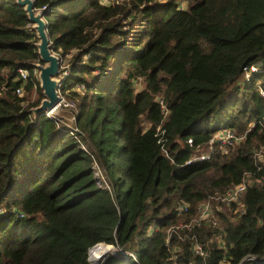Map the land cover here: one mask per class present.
<instances>
[{
  "label": "trees",
  "instance_id": "obj_1",
  "mask_svg": "<svg viewBox=\"0 0 264 264\" xmlns=\"http://www.w3.org/2000/svg\"><path fill=\"white\" fill-rule=\"evenodd\" d=\"M36 4L46 9L53 50L70 66L61 92L76 102L80 132L28 112L42 97L38 80L32 76L23 95L16 90L19 68L39 60L37 39L16 0H0V264H96L90 251L101 243L134 253L123 255L133 264L263 258L264 163L255 153L264 127L247 130L263 118L264 99L242 73L264 62V0ZM224 128L246 136L228 152L218 147L210 159L186 163ZM95 159L114 193L97 184ZM248 173L240 200L216 205L219 227H182L200 203ZM181 203L190 209L179 215ZM196 242L206 258L194 253Z\"/></svg>",
  "mask_w": 264,
  "mask_h": 264
},
{
  "label": "built area",
  "instance_id": "obj_2",
  "mask_svg": "<svg viewBox=\"0 0 264 264\" xmlns=\"http://www.w3.org/2000/svg\"><path fill=\"white\" fill-rule=\"evenodd\" d=\"M43 9H45V7ZM62 67H63V72L61 73V77L63 78V81H64V78L69 76L70 74V66L67 64L65 66L64 65L62 66L61 64V69ZM19 72H20V78L23 82H22V85L19 86L16 91L19 95H23L25 92L26 84L29 82L32 76H35V77L37 76L38 69L35 67H31V66L30 68L22 67V68H19ZM262 74H264V62L260 66L254 63L247 64L243 67L242 81L244 84L255 82L258 92L260 93L261 97L264 99V80L259 77ZM34 85L36 86V84ZM76 88L79 90H84V85L76 84ZM60 95H61V100L57 104V106L53 108L52 110L45 112L44 115L50 118H53L57 122L58 125L66 126L68 130L70 131V133L76 136L77 133L80 132L79 127L77 125V120H76V115L78 111L76 102L66 97L67 96L66 93L65 95H63L61 90H60ZM159 104L161 106V109L164 112V117H165L169 113V109L167 108L165 100L163 98H159ZM59 108L70 109V111L72 112V115H71V118L70 117L67 118L70 122L66 121L65 118L61 116L59 113L53 115L54 112H56ZM256 127H264V116L260 120L253 122L248 128L247 133L249 132L251 133L252 130ZM165 133H166L165 129L159 128L158 130L159 142L162 144L165 154L168 155L169 149L166 147L168 138L166 137ZM245 136L246 134L244 136L237 135L236 132L231 128H224L222 130H219L215 134H213L206 143L195 146L196 151L194 155H192L186 163L190 164L196 161L208 160L211 158L212 154L218 147L221 149L222 152H228L230 148L236 142L243 139ZM188 143L191 146L194 145L193 139L191 138L188 139ZM81 147L83 150L87 151L86 145L82 142H81ZM255 156H256L257 161L264 163V143L257 149ZM94 175L96 178V182L99 186L106 187L114 193V187H113L112 181L108 178V176H106L105 169L101 166L100 162L97 161L96 159L94 163ZM250 183L252 182H251L250 174L248 173L244 176L243 180L240 183L235 185L233 188L229 189L227 192L223 194L213 195L210 198H208L206 201L200 203L197 206V216L194 217L189 223L183 224L182 227L183 228L186 227L192 230V228L194 227L202 226L203 223L205 222L207 223L211 222L215 227H219L218 220L214 217V211L216 209V205L219 203L231 204L233 202H238L240 198L242 197V195L247 190ZM189 209H190V206L185 203H181L177 206V211L179 215L187 213ZM173 230L174 228L172 227L169 230V233H171ZM217 237L219 238L220 241L223 242L224 233L219 232L217 234ZM106 245L111 246L113 249H117L115 254L110 252L107 258L110 255H120L121 254V255L126 256L128 259L130 257L136 259V255L132 252H128L126 250L118 248L114 244H106ZM192 249L196 255L202 256L204 258H206L207 255L209 254V251L206 248V246L199 242H196L193 245ZM89 259L92 262L96 263L94 259L92 258L91 252H90ZM251 260L258 262L259 264H264V257L260 259L256 257L255 255L247 256L240 264H245V262L251 261ZM190 264H196V262L192 261L190 262ZM222 264H228V262L226 260H223Z\"/></svg>",
  "mask_w": 264,
  "mask_h": 264
},
{
  "label": "water",
  "instance_id": "obj_3",
  "mask_svg": "<svg viewBox=\"0 0 264 264\" xmlns=\"http://www.w3.org/2000/svg\"><path fill=\"white\" fill-rule=\"evenodd\" d=\"M16 2L24 9L37 39L34 46L37 48L39 60L33 62L31 67L38 69L36 79L39 82L42 97L37 105L28 109L33 119L37 120L39 116L55 108L61 100L62 58L53 50L48 21L45 17L46 9L38 8L36 0H16Z\"/></svg>",
  "mask_w": 264,
  "mask_h": 264
},
{
  "label": "rangeland",
  "instance_id": "obj_4",
  "mask_svg": "<svg viewBox=\"0 0 264 264\" xmlns=\"http://www.w3.org/2000/svg\"><path fill=\"white\" fill-rule=\"evenodd\" d=\"M186 4H189V2L187 1V2H185L184 3V5H186ZM260 66V65H259ZM67 97V96H66ZM60 114L61 116H63L64 118H65V120L66 121H68V122H70L67 118H71V115H72V112L70 111V109H66V108H59L56 112H54V114L53 115H55V114ZM71 122H73V121H71ZM98 172V171H97ZM100 172V171H99ZM102 244H104V243H102ZM96 247V246H95ZM100 250V249H99ZM92 251V250H91ZM90 251V252H91ZM101 252H99L98 250H96L95 252H94V255L95 256H103L102 255V253H103V251L102 250H100ZM111 257V258H110ZM118 256H114V255H110L108 258H109V261L107 262V264H133V262L131 261V262H128L127 261V259L122 255V256H120V258H117ZM107 258V259H108ZM107 259H105L104 261H103V263L102 264H104V262L107 260Z\"/></svg>",
  "mask_w": 264,
  "mask_h": 264
},
{
  "label": "bare ground",
  "instance_id": "obj_5",
  "mask_svg": "<svg viewBox=\"0 0 264 264\" xmlns=\"http://www.w3.org/2000/svg\"><path fill=\"white\" fill-rule=\"evenodd\" d=\"M101 246H103L104 249L100 248ZM97 248H99L100 250L103 251V253H102L103 256H99V257H98V256H95V255L93 254V251H94L95 249H97ZM100 250H98V251L101 252ZM116 251H117V249H113L111 246H107L106 244H100V245H98V246H96V247H94V248L92 249V251H91V255H92V258L94 259V261H95L96 263H98V264H102L103 261L107 258L108 254H109L110 252H112V253L115 254Z\"/></svg>",
  "mask_w": 264,
  "mask_h": 264
}]
</instances>
